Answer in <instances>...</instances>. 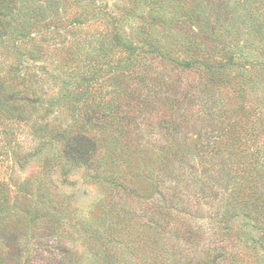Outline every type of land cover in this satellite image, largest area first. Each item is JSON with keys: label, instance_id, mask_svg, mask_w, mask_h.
<instances>
[{"label": "rangeland", "instance_id": "obj_1", "mask_svg": "<svg viewBox=\"0 0 264 264\" xmlns=\"http://www.w3.org/2000/svg\"><path fill=\"white\" fill-rule=\"evenodd\" d=\"M215 1L20 2L0 62L38 86L36 128L47 124L49 142L39 149L28 125L0 142V264H97L98 242L106 257L122 255L117 264H135L150 240L185 264L224 209L240 212L226 234L242 264H264L243 244L253 222L242 214L254 204L264 220V189L257 201L248 187L230 198L244 183L238 160L247 169L264 147V68L251 64L259 38L243 39L240 6L229 25ZM228 49L246 53L242 65ZM62 130L94 145L91 163L67 154Z\"/></svg>", "mask_w": 264, "mask_h": 264}, {"label": "trees", "instance_id": "obj_2", "mask_svg": "<svg viewBox=\"0 0 264 264\" xmlns=\"http://www.w3.org/2000/svg\"><path fill=\"white\" fill-rule=\"evenodd\" d=\"M21 1L22 0H0V41L6 36L8 31L13 28L12 23L20 14L21 6L19 4ZM230 2L231 0L215 1V3L218 4L219 7H222L224 5L223 13L225 14L227 22H229V25L232 24V16L229 15L232 11V9H230V6H232L233 4H237L238 6H240L244 22L246 23V20H248L247 25H249L244 26V29L246 28V30L244 31H246L247 36L243 39H248L247 42L250 41V44L252 40H254V38H252L253 36L257 35L259 38V40H257L256 42V47L260 48L261 57L251 60V64L255 62V64L260 65L264 68V44H262L263 46L261 47L259 46L261 44V41L264 40V1L233 0V3ZM233 51H231V49L226 50L228 54L230 53L228 61H235V58H238L237 63L239 65H242L243 62L241 59L244 55L245 57H247L246 53L244 54L242 50H239V52ZM205 67L210 68L208 66ZM211 68H216V66L211 65ZM27 80L20 79L18 73L15 71L13 62H10L9 64H6L4 66H1L0 62V142L3 140L2 138H8L9 127L15 125H17L18 127L21 125H28L30 126L33 137L35 136V138H37V140L35 138L34 139L37 141L38 148L41 149L42 144L49 142L46 139V135L49 136V134H47L49 128L47 124L44 126L39 124V127L36 128V123H38V119L34 115L35 110L33 104L39 102V90L36 84L29 81V79ZM207 115L209 116V113ZM212 115L213 114H211V116ZM239 124L240 123L238 121L237 125ZM245 128L246 134L251 135L249 129H247V127ZM58 132L59 133L57 135H60L62 138L66 139V144L68 147L67 154H70L69 156L75 162L79 161L85 164L92 162V157L94 155L95 148L91 142L87 141V139H84L81 134H74L68 137L64 134V130ZM232 137L236 139L238 138L236 133H234ZM253 138L254 137H252V139ZM247 139L252 140L251 138ZM232 145L234 146L233 143ZM212 147L215 146L213 145ZM251 154L253 155L254 159L248 163L249 165H247V169L245 167L241 169L239 165L243 164L238 160L236 170H244L243 173H241V178L244 183L237 186L235 190L232 189L234 191V194H232L233 197L231 196L230 198L235 201L241 199V190L246 189L245 187H248V190L251 191V196H253L254 194V200L256 199V201L259 197H261V192L259 191V189H264V147L252 151ZM22 155L27 154L23 153ZM249 159L252 158L250 157ZM257 166H262L263 169H259L258 167V169L256 170H250L251 167ZM37 198L41 201L42 204H38L36 207L32 208L36 211H40L42 207H44L43 205L45 203L44 200L46 199V197L43 194V196L39 195L37 196ZM17 213L19 214V212ZM239 213L240 212L238 211L236 213H230L228 212V209H224V211L217 210L215 212H212V215H217L219 216V218L224 217V223H222L223 225H220L221 222L219 220H216L220 227L213 229V235L210 237L209 242L204 243V246L201 247L202 249L198 251V257L189 259L187 256L183 255L184 260H186L185 264H242V262L244 261L240 257L242 255V252L236 245V241H238L239 239L231 242V237L226 234V232L231 229L229 226L231 219L235 216L237 217ZM242 214L245 216L246 219H249L253 222L251 229L244 232V234L246 233L247 235L245 236V242L243 243L245 248L250 249L253 252L262 251L264 254V220H261L263 219V213L259 211L256 205L253 204L250 207H244ZM242 227L247 228L249 226L244 222ZM191 231L195 232L193 230ZM2 232L3 231H0V233ZM11 234V232L3 233V235L6 236H9ZM2 239L3 238H1V240ZM112 244L116 245V243ZM97 247H99V251L95 252V261L97 264H117L119 262L118 259H121L122 257V255H120V257L112 256L111 258H108L104 255L102 250V247H104V245L98 242ZM171 249L174 250L173 245L169 246L168 248L163 247L159 250L158 246L154 245V241L150 240L149 242L141 246L140 255L134 256V259H132L131 262L137 264L138 262L135 260H139V264H169L168 257L171 256ZM176 257L177 256H175V260L179 262L181 260V257L180 259L178 257L177 259ZM2 262L3 264H6L4 262L7 261L4 260ZM22 263L23 262L18 258L13 260L12 264Z\"/></svg>", "mask_w": 264, "mask_h": 264}]
</instances>
